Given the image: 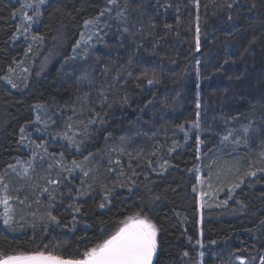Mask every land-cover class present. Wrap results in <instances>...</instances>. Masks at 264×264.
<instances>
[{
	"label": "trees",
	"instance_id": "16d2710c",
	"mask_svg": "<svg viewBox=\"0 0 264 264\" xmlns=\"http://www.w3.org/2000/svg\"><path fill=\"white\" fill-rule=\"evenodd\" d=\"M124 3L120 0L121 8ZM166 3L172 7H161ZM229 3L232 8L227 7ZM253 3L255 8L251 7ZM199 4L197 12L194 0H130L123 18H115L117 8L105 12L99 20L96 44L74 56L70 51L79 40L84 22L112 6L107 5V0H49L43 7L33 32L43 36L44 41L32 42V51L23 58L30 63V55L32 61L44 56L57 38L62 43L61 57L41 76L37 75L39 61H34L35 67L16 82L22 91L0 81V173L26 155L19 143V129L25 127L27 133L41 112L44 129L52 134L62 133L70 123L81 127L77 139L81 150L73 156L85 161L83 157L93 154L84 162L90 167L82 181L85 188L91 185L93 191L85 198V213L78 217L75 232L53 226L42 241L39 229L28 224L15 225V230L0 224V252L33 251L46 243L57 254L75 256L98 242L103 236L102 228L111 232L120 220L143 208L151 209L150 214L165 229L158 264L194 262L198 252L195 241L201 228L205 264H239L235 262L237 255L255 256V264H259V256L264 254V225L260 223L264 220V174L253 178L244 173L250 165L252 170L264 167V0H199ZM16 8L17 3L0 0V75L27 49L22 40L12 39L17 29L13 16ZM197 14L200 51L195 49ZM165 24L172 27L165 28ZM125 27L128 33H124ZM145 72L160 83L149 86L144 80L138 81L136 77ZM85 73L88 79H79ZM197 83L206 174L218 182L220 191L232 196L226 206L205 209L202 225L196 223L198 213L191 191L195 176L189 171L198 163L194 134L189 131L185 142L179 130L181 125L188 130L196 119ZM125 97L127 103L123 102ZM36 105L44 107L38 109ZM92 119L97 122L90 123ZM52 121H58L61 129H55ZM249 124L254 132L245 143L241 129ZM228 130L240 137V143H232L231 138L221 143ZM173 142L181 147L169 153ZM52 145L57 148L60 144ZM164 159L176 167L158 177L153 168L159 171ZM110 160H120L123 175L119 174L120 166ZM111 166L114 172H109ZM100 168H105L103 174ZM14 179L4 176V181L12 183ZM240 179L244 183L230 193L229 187ZM76 180L73 189L81 187L82 182ZM105 185L115 188L114 199L109 207L99 209L96 205ZM132 185L137 187L129 193ZM62 186L59 189L63 193L59 189L55 192L57 207L53 214L70 220L60 206V201L65 207L69 203L68 189ZM156 195L161 200L153 205L150 201ZM45 212L41 214L45 216ZM210 240L217 243L211 245ZM184 251L188 257H182Z\"/></svg>",
	"mask_w": 264,
	"mask_h": 264
},
{
	"label": "snow or ice",
	"instance_id": "6c2138e0",
	"mask_svg": "<svg viewBox=\"0 0 264 264\" xmlns=\"http://www.w3.org/2000/svg\"><path fill=\"white\" fill-rule=\"evenodd\" d=\"M48 0H24L21 4V8L18 13H13V16L20 15L24 21L27 22V27L23 29L22 35L27 33L30 28L32 22L38 20L41 16V6L46 5ZM130 0H125L124 7H120V0H107V5H111L112 7H105L100 11L99 16L95 17L92 20H86L85 26L87 27L90 24L97 23L101 16L105 14V12L111 13L113 8H117L115 18H123L125 12L127 11ZM232 4H227L228 8H232ZM163 8L172 7L171 4L161 5ZM194 7L198 9L200 7L199 0H194ZM252 8H255L256 5L253 3L251 5ZM28 9L32 10L33 15L28 14ZM229 20H231V16H229ZM196 37H195V49L196 51H200L201 43H200V27H199V15L196 17ZM155 27V24L152 25ZM165 28L170 29L172 26L169 24L164 25ZM124 33H128L129 29L125 27L123 29ZM27 38V37H25ZM91 37H89L90 39ZM13 40L16 39L15 36L12 37ZM31 39L33 42L43 43L44 37L41 35H32ZM81 40L83 41V34H81ZM81 41H77L76 46L73 48V52L75 53L76 48L80 47ZM86 43V41H85ZM28 51H31V45L28 47ZM27 56V52L25 53ZM15 63V61H13ZM129 63H131V57L129 58ZM196 76L197 81L200 79V70L199 65L200 61H196ZM45 70V65L42 64L40 71ZM28 70L24 69V73H27ZM15 73V68L11 65L7 68V71L4 75H0V81H3L5 84L10 85L13 89H19V85L14 81L13 74ZM39 75V72L37 73ZM131 76V72L128 73ZM81 80H87V74L85 73L81 77ZM138 81L144 80L146 84L149 86H154L160 83V81L153 76L149 78L148 74L145 72L141 76L136 77ZM91 83V81H89ZM140 86L139 84L137 85ZM25 87H27V83H25ZM196 97H195V108H196V119L191 123V127L189 130H185L184 126H179V130L184 133V141L187 142L189 139V131L193 132L194 140H195V159H201V145L204 141L201 139V93H200V84H196ZM22 91V89H19ZM101 97L104 98V102H107V98L104 96V92H100ZM124 103H127V97L124 98ZM43 105H36V108L41 109ZM74 111V110H73ZM99 116V114H97ZM41 117L37 115L36 121L39 122ZM96 119L90 120V123L95 124ZM101 123L104 121L101 120ZM262 123H264V118H262ZM55 123V121H52ZM69 128L72 126L69 124ZM37 131H40L37 128ZM241 131L243 132L244 142L247 143L250 134L254 132L251 124L244 126ZM20 139L19 143L23 144L28 138L25 135V127H21L19 129ZM109 135H111L109 133ZM231 138V142L234 144L240 143V137H236L232 130H228L227 134L223 135L221 139V143L229 142ZM71 146L75 147L77 151L81 150V145L78 143L73 137H68ZM37 148H43L44 152L47 153V149L41 144L36 145ZM181 147L177 142H173L172 147L168 149L169 153L176 152L177 149ZM115 151V150H113ZM60 161L56 164H49V168L58 167L61 172H67L68 176L71 177L72 174L77 170L81 169L83 171V164L77 162L76 160L71 161V166L65 165L62 161L64 158V153H60ZM93 154L89 153L88 156L84 157V160L87 161ZM129 156L131 154H128ZM155 155V153H153ZM39 156L35 150H33V159L29 160L28 168L23 170V175L28 174V169L35 171V159ZM39 158L43 161L44 157L39 156ZM261 158L264 159V153H261ZM19 163V161L17 162ZM109 163H115L117 166H120V175H123V167L121 165L120 160L109 161ZM153 162H149V167L152 166ZM176 167L175 165H171L167 159H164L162 163H160V170L157 171L153 168V171L156 172L158 177H163L164 174L168 171L169 168ZM249 171L244 173L245 177H257L258 174H264V167L256 168L252 170V166H249ZM15 173L16 175H21V173L17 172L16 166L14 164H9L7 168L4 170V173H0V205L3 206V212L0 213V221L3 222L4 226L9 230H15L14 225L18 223L15 220V209L13 205L10 203V200L15 199L20 204L24 203V200H21L19 196L10 197L8 195V185L4 183V176L8 173V171ZM114 168H110L109 172H114ZM195 176V183L191 187V191L194 195L193 199L195 201L196 212L199 214V220L196 221L198 224H203L204 221V210L206 208H211L213 205L209 203V200L206 197L210 198V194L207 191H204L203 188L205 185L209 189L212 188V184L208 179H205L203 175H201V169L199 167H193L189 170ZM136 175L135 172L132 173ZM84 176H88V171H83ZM147 179V177H146ZM67 180V178H65ZM65 180L62 179H49L47 184L51 186V190L49 188L41 189L42 192H47L49 199V210L45 213V218L37 221L35 219V213H33V223L30 225L34 230L39 229L42 233L39 239L43 241V238L48 236L49 232L53 230V226L56 228L67 229L70 232H75L78 224V217H83L85 213L84 204L86 203L85 198L92 195L91 185H88L87 188L84 187L83 182L81 183L80 188L73 189L70 183H65ZM154 183V182H150ZM244 183L243 179H240L239 182L234 183L232 188L229 190L231 193L233 189L239 188L240 185ZM64 184V187L68 189L67 191V200L69 203L67 206H64L63 201H60V206L64 207V211L71 217V219H66L64 216L53 214V211L56 210V195L55 192L60 186ZM123 187V185H121ZM137 187L136 185H132L128 188L129 193L133 191V188ZM145 187H148L147 185ZM114 191L115 188H109L106 185L102 188V197L100 202L96 205L99 209H105L109 207L113 203L114 199ZM151 191V189H149ZM175 191V190H174ZM232 198L231 194L228 197ZM143 199V198H141ZM161 200L159 195H156L150 201L151 204L155 205L157 201ZM227 205V200L222 203H218L216 207H222ZM151 209L149 211H145L141 208L139 211L134 212L131 215L126 216L124 219L118 222V226L114 231H107L106 229H101L103 232V236L98 240V242L93 245L86 247L82 252H78L75 256L65 257L62 254H57L54 250H49V246L46 243H42L36 247V250L33 251H13L10 253L0 252V264H154L157 262L158 264V251L162 249V237L161 233L165 231L163 225L158 224L155 221L153 215L150 214ZM177 216L180 215L179 212L176 213ZM187 219V218H185ZM102 224L106 222H101ZM261 225H264V220H262ZM86 227H91V225H86ZM200 239L195 241V245H198L200 248L205 247L204 242V231L201 228ZM35 241L33 240V243ZM59 245V241L56 242ZM189 243L191 244V238L189 237ZM209 244L215 245L217 243L216 240L208 241ZM194 245V247H195ZM182 257H188L189 253L184 251ZM199 255L203 257L204 252H200ZM235 259L239 262V264H255L257 257L249 256L245 258L243 256H235ZM259 264H264V254L259 256Z\"/></svg>",
	"mask_w": 264,
	"mask_h": 264
},
{
	"label": "rangeland",
	"instance_id": "374dc122",
	"mask_svg": "<svg viewBox=\"0 0 264 264\" xmlns=\"http://www.w3.org/2000/svg\"><path fill=\"white\" fill-rule=\"evenodd\" d=\"M11 1L14 3H17V8H16L14 13H18L20 8H21V4L24 2V0H11ZM44 6L45 5L41 6V15H42V9ZM27 11H28L29 15H33L31 9H28ZM14 18H15V21L17 22V29H16L14 36L17 39H20L24 42V44L26 45V48H27L26 52L28 54H30V52L28 51V47L33 42L31 39V36L36 35L33 32V29L35 27H37L36 25H38L37 24L38 20L34 19V21L31 24L30 30L27 33H24L22 35L21 33L23 32V29L25 27H27V22L24 21L19 14L16 15ZM40 18H41V16H40ZM40 18H39V21H40ZM99 30H100L99 21L97 23L90 24L87 27L84 25V28L81 32V34H83V41L81 40V34H80V37L78 40V41H81L80 47L76 48V51L74 53L73 48L76 46V44H77L76 43L72 47L70 54L73 56L78 55V54H83L85 51L88 50V48L90 46L96 44ZM25 37H27V38H25ZM89 37H91V38L89 39ZM85 41H86V43H85ZM61 47H62V43L57 38L55 40L53 46H52V50L46 52L44 54V56L39 55L38 57L35 58V60L32 61V58L30 55V59H31L30 63H25L27 59L23 58L25 55L23 53V56L21 55L19 57V59L12 66L13 68H15V73L13 74V77H12L14 79V81L15 82L19 81L20 78L22 79L27 74V73H24V69H27L29 71L30 68L31 69L34 68L35 67L34 61H39L37 68H39L38 71L40 73V76H41V74L42 75L46 74L47 71L55 64V61L59 57H61V54H60ZM31 54H32V52H31ZM42 64L45 65V70L41 72L40 68H41ZM39 114L42 115L43 113L41 114V112H39ZM39 114H37V115H39ZM56 122H58V121H56ZM56 122H55V129H61V125L58 123L56 124ZM47 124L50 125L51 120H50V123L48 122ZM70 125L72 126L71 128H64L62 133H58L59 135L58 134H52V131H48V129H44L45 123H43L42 119H40V121L37 122L36 117H35L34 124L29 126V131L27 133H25V135L28 139L22 145L26 149V155L24 157L17 158L13 163L16 166L17 172L21 173V175H16L15 173L11 172V170H9L7 175H9V176H11V178H15V179L12 183L9 180L4 181V183H6L8 185V195L10 197L19 196V198L21 200H24L23 204H20L15 199L10 200V203L13 205V207L15 209V220L18 222L15 225L25 226V224H28L30 226L34 220V217L32 215L33 213H35V219L37 221H39L41 218H45V216L42 215L41 212L44 210L45 211L49 210V203L50 202L48 199L47 192H42L41 189L49 188V190H51V186H49L47 184V181L49 179L59 178V179L65 180V178H67V180H65V183H70L71 186L73 187L77 183L76 182L77 178L80 182L84 181L83 179L86 176L83 175V171L89 172L90 166L89 165L87 166L84 163L85 161H80V160L76 159L75 158L76 155L73 156V154L80 153V151H77L75 149V147L71 146L70 141L68 139V137H73L77 141V139L79 138L81 131H82L81 127L79 125L76 126L75 124H72V123H70ZM189 127H191V125H189ZM37 128H39L40 131H37ZM189 129L190 128H188V130ZM202 131H203V129L201 128L200 135H201ZM52 143H57V144H60L61 146L59 145V146H57V148H55V145H52ZM41 144L47 149V153L44 152L43 148H37L36 147V145H41ZM49 145H51L52 148H49ZM33 150H35L37 153H39V156H43L44 160L42 161L39 158V156L36 157V159H35V171L28 169V174L23 175V170L28 168L27 162L29 160L33 159ZM60 153H64V158H63L62 162L65 165L71 166V161L76 160L77 162H80L83 164V171L81 169H77L72 174V176L69 177L67 172H61L58 167L49 168L48 165L50 163L56 164L58 161H60V155H59ZM203 158H204V156L202 154L201 159L198 160V163L196 164L195 167H199L201 169L200 174L203 175L205 177V179H208L210 181V183L212 184L211 189H209L207 187V185H205L203 188L204 191H207L210 194V198L206 197V199L209 200V203H211L213 205V207H216L215 206L216 204L222 203L225 200H227V204H228L229 200H230L228 197L230 194L226 193L224 191H220L222 189H218L219 188L218 182H215V179H211L210 175L206 174V167H205ZM18 161H19V163H17ZM105 168H107V165H105ZM105 168H104V170H105ZM102 170L103 169L100 168L99 171L101 172ZM103 171H102V174L104 173ZM216 178H217V176H216ZM78 184H77V187H78ZM63 186H64V184H63ZM229 188L231 189L232 187H229ZM59 190L61 191V193H63V190H61V189H59ZM55 195L57 196L58 193H55ZM2 212H3V206L0 205V213H2ZM23 216H25V217L23 218ZM198 220H199V214H198ZM0 224H2L4 226L2 221H0ZM199 228H200V226H199ZM114 230L115 229H113L112 231H114ZM199 232H200V229H199ZM199 232H198V239H200ZM203 249L204 248H200L198 246L197 257H196L194 262L191 260L190 264H205V262H204L205 261L204 260L205 251ZM201 251L204 252L203 257H201L199 255V253ZM237 256H240V255H237ZM235 262L237 263L238 261L235 260Z\"/></svg>",
	"mask_w": 264,
	"mask_h": 264
}]
</instances>
